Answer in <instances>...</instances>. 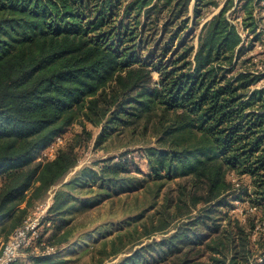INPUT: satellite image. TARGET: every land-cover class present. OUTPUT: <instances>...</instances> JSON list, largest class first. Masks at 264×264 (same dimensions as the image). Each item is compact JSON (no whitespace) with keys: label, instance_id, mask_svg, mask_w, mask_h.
<instances>
[{"label":"trees","instance_id":"1","mask_svg":"<svg viewBox=\"0 0 264 264\" xmlns=\"http://www.w3.org/2000/svg\"><path fill=\"white\" fill-rule=\"evenodd\" d=\"M248 1L240 5L242 25L255 29L258 38L264 29L256 31ZM190 2L0 0V223L25 214L76 165L77 145L65 141L51 160L36 156L57 136L63 138L65 128L77 122L101 126L97 145L104 146L127 133L145 135L149 127L143 120L156 109L174 114L171 124L158 127V141L187 132L194 142L181 151H175L176 143L172 150L150 149V160L157 156L167 166H150L146 178L184 184L166 193L163 209L147 205L135 217L145 220V235L162 233V238L117 264H257L250 237L261 220L248 210L243 221L229 215L233 192L226 174L249 177L254 197L247 201L249 209L264 208V88L256 89L264 75L239 69L254 57L240 63L253 48L226 16L232 1L198 34L200 20L219 4L195 0L191 18ZM98 162L101 167L84 168L55 191L47 217L58 223L51 236L56 245L67 240L60 231L77 212H100L95 207L106 200L112 205L114 197L132 189L125 187L129 173L121 160ZM242 197L234 200L244 202ZM184 204L200 206L198 213L184 212ZM121 223L80 234L75 246L87 250L89 237L105 244L109 228ZM257 246L264 264V238ZM35 259L57 264L51 255Z\"/></svg>","mask_w":264,"mask_h":264},{"label":"rangeland","instance_id":"2","mask_svg":"<svg viewBox=\"0 0 264 264\" xmlns=\"http://www.w3.org/2000/svg\"><path fill=\"white\" fill-rule=\"evenodd\" d=\"M219 4L217 8L208 9L207 15L200 20L199 27L196 31V34L199 33L201 26L210 20L214 15L218 14L222 9L223 5L228 0H216ZM232 1V6L226 13V16L231 21L232 24L236 26L237 31L239 32L242 40L246 44L252 45V51L245 58L240 60L242 63L248 57H254L253 63H256L257 66H254L253 63H249L246 65H241L239 69H250V71H261L258 74L264 75V35L255 36L253 32L246 31L242 25V19L244 14L240 9V5L244 3V0H230ZM246 1V0H245ZM249 4H251V8L253 10V16L257 21L256 31H262L264 29V1L263 0H249ZM195 0H191L189 4V16L193 18V8H194ZM189 27H192V22H190ZM259 33V32H256ZM257 35V34H256ZM254 40V41H253ZM194 46H197V37H195ZM256 67V68H255ZM264 88V76L259 81L256 86V89ZM174 120V114L172 113H163L161 110H156L151 113L148 120H143V123H147L148 131L147 133L141 134L139 131L136 135H130L129 133L124 136H120L117 138H113L106 142L104 146H98L97 143L99 141V135L101 133V126L95 127L87 122H77L71 126L65 128L63 141H65V145L67 143H73L77 145L76 155H77V163L76 165L66 174L67 176L61 181L58 185L53 186L46 194L44 199L42 200H34L31 203L30 207L27 209L25 214L18 213L14 217L3 221L0 223V247L1 245L8 240L11 234L15 229L20 227L25 221L28 219H34V217H44V219L50 218L48 216V211L53 202V196L55 191L61 187L64 183H67L71 180V178L82 171L84 168L101 167V164L98 161H102V163H108L112 165L114 163H123L124 168L126 167L128 170V175L126 176L127 184L126 188L130 185L132 189L128 190L126 193H123L119 198L114 197V203L110 205L107 200L102 203V205L98 208L100 212H96L94 209H90L81 212H77L74 218H72L70 223L63 230L61 229V235H66L67 240L65 243L55 244L53 240H51V236L56 231L58 223L55 222L52 224L48 220L42 226V234L44 235V250L46 252L45 256H52L57 264H117L124 257L131 255L136 249L145 245L146 243L151 242L152 240H160L163 236L162 233L145 235L144 230L142 228L145 220L143 218H139L138 220L135 217L140 214L141 210L147 205H151L153 210L163 209L162 207L166 205L164 201V197L166 193L170 194L171 189L178 188L179 185L184 184V180L168 178L167 180H159V182L153 183L149 179L146 178L150 174V166H155L160 169L161 167L167 166V160L162 159L156 156L152 158L151 161L149 158L150 149H155L157 151L162 150H172L175 148L174 143L179 144V150L186 149V145L190 142H194L192 137L188 136L187 132H178L174 137L175 140H166V142L158 141L159 135L157 134L158 127L161 125H169ZM162 139L163 137L160 136ZM47 148L36 152L37 158L40 160H51L47 159L42 155L43 151ZM58 148L55 149V151ZM149 151V152H148ZM55 155V154H54ZM51 157V155L49 156ZM54 157V156H53ZM119 159V160H118ZM159 162H157V161ZM152 163V164H151ZM104 165V164H103ZM125 168V169H126ZM161 175H166V172H161ZM132 177H136L134 180H130ZM226 180L232 186V192L230 193L229 198H227L228 205H231L233 209H229V215L232 217H238L243 221V214L245 211H250L253 213H257L258 219L261 222L258 223L255 231L250 237L251 247L255 252V262L257 264H261V252L257 244L259 243L260 238H264V208L259 209H249L250 206L247 204L248 199H254L252 195V187L250 183V179L247 176L235 175L234 173L228 172L226 174ZM1 185V179H0ZM135 185V186H134ZM141 190V192H140ZM158 192L159 194L156 198L151 199L150 195H155ZM88 193V192H87ZM237 196H243L242 199L244 202L235 201L234 198ZM199 196H195V200ZM149 202V203H147ZM25 204L22 205L21 208H24ZM197 208H193L190 204H184L182 209L184 212H192V215H196L198 213ZM195 209V210H194ZM91 210L93 213H91ZM194 210V211H193ZM140 212V213H139ZM227 212V210H225ZM146 215V214H145ZM47 217V218H46ZM124 219H127V224L121 223ZM121 223V227L113 226L117 222ZM107 222H111L113 225L109 228L112 230L111 236L108 238V242L105 244L94 243V239L88 238L89 243L86 246H78L76 244L78 241H81L78 237L80 234H91L93 229L98 227L101 224H105ZM76 224L77 227L81 228L75 230L73 229V224ZM136 223V224H135ZM148 230L151 229V226L147 224L146 227ZM75 230V231H74ZM84 237L83 239H85ZM81 243V242H80ZM51 245H55V247H50ZM47 247V248H46ZM259 249V250H258ZM87 251V253L85 252ZM119 251V253L114 254V252ZM259 251V252H258ZM83 252L85 254H83ZM258 252V253H257ZM110 256V258H109ZM40 257V256H39ZM93 257L94 260H91ZM36 259L33 258L30 261L31 264L35 263ZM41 264V263H40Z\"/></svg>","mask_w":264,"mask_h":264},{"label":"built area","instance_id":"3","mask_svg":"<svg viewBox=\"0 0 264 264\" xmlns=\"http://www.w3.org/2000/svg\"><path fill=\"white\" fill-rule=\"evenodd\" d=\"M63 143L62 136H57L43 151L47 159L53 158L55 149ZM51 155V157H49ZM44 217L28 219L14 230L11 236L0 247V264H31L36 257L45 256V242L42 234ZM47 248V247H46Z\"/></svg>","mask_w":264,"mask_h":264}]
</instances>
